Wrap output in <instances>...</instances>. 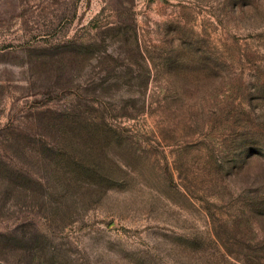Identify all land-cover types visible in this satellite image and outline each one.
I'll return each mask as SVG.
<instances>
[{"label": "rangeland", "instance_id": "rangeland-1", "mask_svg": "<svg viewBox=\"0 0 264 264\" xmlns=\"http://www.w3.org/2000/svg\"><path fill=\"white\" fill-rule=\"evenodd\" d=\"M0 264H264V0H0Z\"/></svg>", "mask_w": 264, "mask_h": 264}]
</instances>
